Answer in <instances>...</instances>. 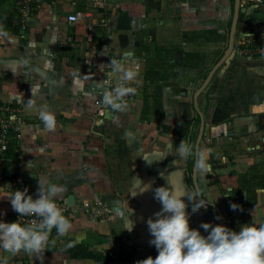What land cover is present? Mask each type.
Segmentation results:
<instances>
[{
	"label": "crops",
	"instance_id": "1",
	"mask_svg": "<svg viewBox=\"0 0 264 264\" xmlns=\"http://www.w3.org/2000/svg\"><path fill=\"white\" fill-rule=\"evenodd\" d=\"M16 1L0 0V103L19 104L24 118L20 156L7 175L27 182L32 195L43 174L64 187L59 200H100L110 212L67 215L69 233L53 229L43 254L21 251L9 264H97L124 238L156 256L147 220L161 208L154 189L165 184L217 200L191 215L194 228L264 224V34L257 53L242 45L264 17L254 0H111L95 12L97 70L83 61L85 22L65 19L87 0H47L24 37ZM107 56L135 66L136 91L101 117L95 99ZM43 109L55 114V128L45 126ZM182 141L192 148L187 159L174 153ZM197 150L207 152L208 172ZM13 192L0 179L2 220L14 219Z\"/></svg>",
	"mask_w": 264,
	"mask_h": 264
},
{
	"label": "clouds",
	"instance_id": "2",
	"mask_svg": "<svg viewBox=\"0 0 264 264\" xmlns=\"http://www.w3.org/2000/svg\"><path fill=\"white\" fill-rule=\"evenodd\" d=\"M110 63L113 71L119 74V83L111 91L103 93V102L111 109L122 110L126 106L124 98L135 94L136 89L130 86V82L137 77V70L135 66L124 67L115 59ZM31 104L29 99L28 107ZM41 119L47 128H55L56 117L53 112L43 109ZM125 136L131 138L132 133L126 132ZM207 152L197 150L198 166L205 172L210 170L204 162ZM174 153L177 158L187 159L192 154V148L182 141ZM64 190L62 185L43 174L38 178L36 194L30 195L27 189L14 190L8 199L19 219H0V253H3L0 255V264H9L10 257L21 251L29 255L43 254L53 229L59 236L71 231L72 222L57 203ZM228 191L231 192V189ZM196 193L195 197L192 193L178 194L168 184L154 189V198L161 208L148 218L147 225L152 237L150 243L158 254L140 260L137 264H264V224H243L238 231L226 224L213 225L211 222H204L199 228H194L190 223L191 215L202 207L206 209L209 202L214 204L217 201L199 199L204 196L198 187ZM189 205L191 212L188 211ZM230 207L235 211L241 206L232 203ZM21 217L32 219L29 222ZM220 218L216 217L218 220ZM201 229L208 234L205 235Z\"/></svg>",
	"mask_w": 264,
	"mask_h": 264
},
{
	"label": "built area",
	"instance_id": "3",
	"mask_svg": "<svg viewBox=\"0 0 264 264\" xmlns=\"http://www.w3.org/2000/svg\"><path fill=\"white\" fill-rule=\"evenodd\" d=\"M160 3H166L176 0H156ZM255 3L260 6L261 12L264 14V0H254ZM111 0H87L85 9H78L67 14L65 19L70 25L76 24L79 21L85 22L84 33V54L83 61L86 67L97 70L101 63V58L96 47V11L106 12ZM47 4V0H17L16 8L18 11V18L21 26V35L25 36L31 26V20L38 12ZM248 37H245L242 41V45L245 47L244 51L248 53H257L259 48L256 41H258L261 35L264 34V17L260 23H252ZM259 38V39H258ZM68 41L74 40L73 36L67 37ZM263 51V50H260ZM112 59H115L118 63L120 60L107 56L103 60V72L104 76L102 82L98 88V96L95 99L96 105L99 108V115L101 117L106 114V105L103 102V93L105 91H111L118 82L112 77L113 66L110 63ZM103 85V87H101ZM134 87V86H132ZM133 94H130L124 98L123 102L131 100ZM24 123L22 115V107L19 104H6L0 103V179L7 183V186L11 190L15 189H27L29 185L24 180L18 178H9L7 170L10 162L19 158L20 147L18 145L19 140L22 138L21 126ZM29 193V190H28ZM58 205L64 210L65 215H69L77 210H85L91 212L99 210L101 215H107L110 212V207L103 201H81L69 203L68 200H58ZM19 219L18 213L14 211L13 221ZM22 220L31 221L32 218L21 217ZM149 256L155 257L153 254L145 253L140 248L127 240L122 239L121 242H111L108 256L105 259H101L97 264H137L138 261L143 260Z\"/></svg>",
	"mask_w": 264,
	"mask_h": 264
},
{
	"label": "water",
	"instance_id": "4",
	"mask_svg": "<svg viewBox=\"0 0 264 264\" xmlns=\"http://www.w3.org/2000/svg\"><path fill=\"white\" fill-rule=\"evenodd\" d=\"M258 15H259V16H262V12H259V13L257 14V16H258ZM109 113H110V111H109V112L106 111V114H105V115L108 116ZM70 201H71V200H70ZM69 203H73V202H69Z\"/></svg>",
	"mask_w": 264,
	"mask_h": 264
}]
</instances>
